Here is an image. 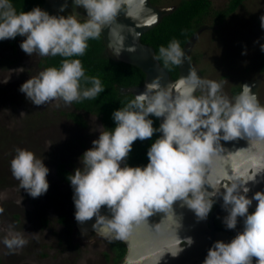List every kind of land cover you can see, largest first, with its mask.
Segmentation results:
<instances>
[{
    "label": "clouds",
    "instance_id": "obj_1",
    "mask_svg": "<svg viewBox=\"0 0 264 264\" xmlns=\"http://www.w3.org/2000/svg\"><path fill=\"white\" fill-rule=\"evenodd\" d=\"M73 3L86 12L84 22L76 14L50 15L39 7L17 13L10 0H0V41L24 37L20 48L26 55L64 58L59 68H46L20 86V92L35 106L53 101L71 105L96 99L105 91L100 79L87 76L81 61L69 58L83 56L88 41L99 38L102 29L115 20L124 6L129 7V15L132 10L137 15L151 11L146 8V0ZM60 11H64V6ZM261 28L264 29L262 21ZM185 58L175 39L159 48L158 59L163 60L165 67L181 65ZM198 88L203 92L200 96L195 95ZM222 88L221 82L202 80L192 72L178 82L173 94L156 78L123 108L115 110V127L99 132L92 147L79 158L80 167L67 177L73 189L76 221L83 223L95 217L106 223V236L126 241L133 227L148 224L147 218L154 213L175 215L173 204L177 201L192 210L198 221L206 220L215 203L213 197L219 194H210L205 188V166L217 155V146L221 141L237 138L264 141V105L250 87L244 85L233 99L223 95ZM150 116L163 118L158 128L153 127ZM157 132L161 135L147 151L148 163L143 167L127 166L134 142L151 139ZM10 171L19 188L32 198L48 191L49 169L32 151L15 149ZM262 172L264 163L257 158L256 173L242 183H233L222 194L228 213L223 220L225 227L235 230L240 217L243 230L228 243L215 241L202 264H253L254 257L255 264H264V192H255L248 198L249 188L245 186ZM253 200L256 207L249 213ZM102 206L108 208L111 218L100 215ZM3 212L0 207V214ZM179 220L180 217L178 228ZM2 242L8 254H15L29 243L23 233L15 231H9ZM184 242L187 246L194 243L191 237ZM183 250L177 247L170 254L175 257Z\"/></svg>",
    "mask_w": 264,
    "mask_h": 264
},
{
    "label": "rangeland",
    "instance_id": "obj_2",
    "mask_svg": "<svg viewBox=\"0 0 264 264\" xmlns=\"http://www.w3.org/2000/svg\"><path fill=\"white\" fill-rule=\"evenodd\" d=\"M181 1L155 0L154 4L176 6ZM208 1L209 14L190 53L192 63L203 80L221 82L222 94L229 99L235 97L232 90L240 88L243 80L261 76L257 94L264 105V0H244L221 21L214 13L227 8L230 0ZM23 39H18L13 51L0 41V207L4 209L0 214V264H105L106 240H74L59 223L61 215L71 217L74 203L71 185L56 174L58 164H65L72 173L80 167L79 158L102 132L101 123L93 115H83L85 126L80 127L65 115L72 111L71 105L53 101L35 106L26 99L20 86L43 70L37 66L41 56L34 53L30 57L21 50ZM202 94L198 88L196 96ZM17 148L43 159L49 169L46 194L32 198L12 177L10 161ZM41 220L47 222L46 228ZM9 231L21 232L29 241L15 254H8L2 242Z\"/></svg>",
    "mask_w": 264,
    "mask_h": 264
},
{
    "label": "water",
    "instance_id": "obj_3",
    "mask_svg": "<svg viewBox=\"0 0 264 264\" xmlns=\"http://www.w3.org/2000/svg\"><path fill=\"white\" fill-rule=\"evenodd\" d=\"M62 6H64V11H69L71 15L76 14L77 19L80 21H84L87 18L86 12L82 7L79 8L83 12H77V7L74 5L73 0H43L40 8L47 11L50 15H57ZM146 8L151 11L146 10L137 15L132 10L133 14L129 15V7L124 6L115 20L102 29L100 35L105 53L109 58L134 66L144 74L141 85L127 88L126 92L131 93L135 97V95L145 90L147 83L158 78L162 87L167 88L175 94L178 82L182 78H187L192 72H195L203 80L200 70L190 59V53L199 32L194 34L184 46L183 51L187 58L178 66L177 77L172 80L167 71L157 61L154 50L150 46L142 44L140 37L153 28L162 17L170 14L174 6L152 5L150 0H146ZM153 17H155L154 21ZM130 47H134L135 51H127ZM118 52H120L119 55H116ZM260 82L261 76H257L253 80H243L237 95L243 90L244 85H247L258 98L257 92ZM162 120L163 118H157L158 126L162 123ZM220 143L221 145L217 146V155L211 161L212 171L219 173H226L228 169L232 168L237 169L244 162L248 161L247 163H250L254 157L264 154V141L256 142L248 138H237L233 141H221ZM205 167L206 176L209 164ZM180 203V201H177L173 204L175 215L172 213L156 212L147 218L148 224L134 226L132 233L126 241L117 240L126 249L124 256L118 264H175L176 260L172 256H168L172 248H183L179 246L181 241H184L187 237L193 238L194 230L198 226L201 225V227L205 228V220L198 221L194 212L186 206L181 207ZM100 215L111 218V212L106 206L101 207ZM178 217H180L179 223L181 225L179 228L177 227ZM76 227L82 233L93 231L96 235L114 239L104 234L106 223L100 219L96 221L95 217L83 223L76 221ZM182 252L187 254L189 248H184Z\"/></svg>",
    "mask_w": 264,
    "mask_h": 264
},
{
    "label": "trees",
    "instance_id": "obj_4",
    "mask_svg": "<svg viewBox=\"0 0 264 264\" xmlns=\"http://www.w3.org/2000/svg\"><path fill=\"white\" fill-rule=\"evenodd\" d=\"M242 1L244 0H230L228 7L215 12V16L219 21L223 20ZM10 2L17 13H19L21 11L28 12L34 7L40 8L43 0H10ZM150 3L154 4L155 0H150ZM209 6L210 2L208 0H182L174 6L170 14L162 17L153 28L141 35L140 42L150 46L154 50L157 61L167 71L170 79L173 80L177 77L179 65L165 67L163 60L158 59L159 48L161 46L167 47L175 39L179 41L183 50L191 37L199 32L204 18L209 14ZM19 38L20 36H17L15 39L3 40V44L10 47L13 51ZM62 59L64 58L60 56L41 57L37 66L42 70L49 67L59 68ZM69 59H79L84 67L85 74L99 78L105 91L94 100L86 99L81 102H74L71 104L72 111L65 115L80 127L85 126L83 115H93L99 119L101 126H103L102 131L113 129L115 122L112 119V113L119 108H123L130 100L134 99L132 94L126 92V90L132 86L141 85L144 74L134 66L109 58L105 53L101 37L88 41V48L83 56L71 57ZM190 59L192 61L191 55ZM261 68L264 71V58L261 60ZM86 86L91 87L90 84ZM239 89V87L234 88L232 95L236 96ZM149 118L153 120V127L158 128L157 118L153 116ZM159 136L160 133L157 132L151 139L134 142L132 151L125 162L127 166H145L148 163L147 151ZM122 166L124 165L122 164ZM56 174L61 181L70 185L67 177L73 173L66 169L65 164H58L56 166ZM63 221L67 223L68 220L63 218Z\"/></svg>",
    "mask_w": 264,
    "mask_h": 264
},
{
    "label": "flooded vegetation",
    "instance_id": "obj_5",
    "mask_svg": "<svg viewBox=\"0 0 264 264\" xmlns=\"http://www.w3.org/2000/svg\"><path fill=\"white\" fill-rule=\"evenodd\" d=\"M58 12L61 13V11ZM66 12L71 15L69 11ZM77 12L82 13L83 10L81 8H77ZM257 158L260 159L261 163H264L263 154L259 157H254L250 163H247L248 161L244 163L242 162L243 165L239 166L237 169H228L226 173L212 171V163L209 164L208 172L205 176L207 181L205 188L210 194H219L213 197L215 203L207 219L205 220V228L201 227V225L198 227L196 226L197 229L194 230V237L192 238L194 243L191 246H187L184 241L179 243V246L183 248L188 247L189 252H187V254L185 252H180L175 257H173L171 254L168 255L172 256V258L176 260L175 264H202L204 258L207 255L208 249L215 241L220 240L228 243L236 236L238 232L243 230V218L240 217L237 218L238 223L235 230H228L225 227L223 220L228 213L223 207L222 194L228 187H231L233 183H242L245 179H248L254 173H256ZM245 186L249 188V192L247 193L248 198H251L255 192H264V172L258 173L255 179L253 181H249ZM256 203L257 202L253 200L252 205L249 208V213L255 210ZM74 208L75 207L73 205L70 212L71 217L63 214L59 218V223L62 224L64 230L70 233L74 240L77 241L95 242V240H106L107 246L105 248V252L102 254L104 263L118 264L126 251L124 245L115 239L104 238L100 235H96L93 231H88L87 233H82L79 231L76 227ZM63 218L68 220L67 223L63 221ZM40 225L46 228L47 226L45 225H47V222L45 220H41ZM175 250V247L172 248L170 253ZM255 259L256 258L254 257L253 264H255Z\"/></svg>",
    "mask_w": 264,
    "mask_h": 264
}]
</instances>
